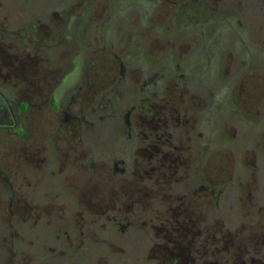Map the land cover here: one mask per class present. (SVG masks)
I'll list each match as a JSON object with an SVG mask.
<instances>
[{"label": "rangeland", "instance_id": "1", "mask_svg": "<svg viewBox=\"0 0 264 264\" xmlns=\"http://www.w3.org/2000/svg\"><path fill=\"white\" fill-rule=\"evenodd\" d=\"M148 96L174 108L167 171L204 229L162 224L171 195L118 208L115 170L146 169L121 115ZM13 195L25 210L0 211V264H264V0H0Z\"/></svg>", "mask_w": 264, "mask_h": 264}, {"label": "flooded vegetation", "instance_id": "2", "mask_svg": "<svg viewBox=\"0 0 264 264\" xmlns=\"http://www.w3.org/2000/svg\"><path fill=\"white\" fill-rule=\"evenodd\" d=\"M161 101H164V99H153L152 97L148 96L146 98H141L135 106H132V108L125 109L124 113L121 115L120 122L121 127H123V124L125 123L127 126H124L123 129L126 131V136L133 138L134 142V148L132 150V156L131 160L137 159V154L141 155L142 160L141 164L146 169L144 172L138 173V172H129V177L125 176L126 172L120 171V169H117L116 177L118 179H123L122 185L117 188L118 194H119V203L120 206L119 209H122L125 204V200L128 199V197L131 198V196L138 195L139 193L144 194V196L149 195L151 197L153 194L157 195L156 197H161V195H171L172 204H176L174 207L175 209L171 210L172 213L169 214V210L167 213H165L164 216V222L162 224H165L167 222L174 221L173 225L174 228H178L179 226L182 227L183 223H194L193 226H196L201 224L198 217V214H201L199 209H194V207H186L184 204L185 197L182 196L179 192H177L176 188L179 186H182L184 184H187L186 182H178L180 181V178L185 177L184 173L182 174H176L174 175L173 172H169L167 170L170 169V158L172 157V152L167 149L165 145V141L167 138L165 137V130L163 129L164 126H170V123L172 120H174V113L170 112L173 111V107L170 106H162L156 105L159 104ZM171 104V103H169ZM173 108L170 111L165 110L164 108ZM170 112V113H169ZM133 113L138 114L136 123L133 124L130 121V117L133 115ZM4 115L11 116L7 110L4 112ZM10 129L12 127H9ZM165 137V138H164ZM138 155V156H139ZM142 168V167H141ZM124 177H127L126 179ZM174 177V178H173ZM111 179V178H110ZM137 181V183H136ZM176 181V182H173ZM147 182V183H146ZM146 183V184H145ZM93 184V183H92ZM149 184V191H144L145 187L147 188ZM93 186V185H92ZM187 186V185H186ZM88 191L91 193L100 195L103 198V201H105L106 194L109 193L108 191H105L104 189H97L94 187V190L91 189L90 184L86 186ZM151 187H154V190H151ZM173 188L172 191H169L167 188ZM205 189H209L205 186ZM85 190V189H84ZM104 190V191H103ZM203 191V185L199 186L196 190L197 194L198 192ZM151 192L153 194H151ZM136 193V194H135ZM165 197V196H164ZM162 197V198H164ZM198 198V196H197ZM182 200V201H180ZM179 201V202H178ZM126 205V204H125ZM155 206V205H154ZM156 207V206H155ZM154 207V211H157V209ZM139 208L141 211L144 209L152 208L151 204L148 205L146 203H140ZM173 219V220H172ZM198 223V224H197ZM204 229V225L202 226ZM202 231V230H201ZM191 234H197L199 237L201 234L200 231L193 232ZM179 238H183L182 234H179ZM184 241V240H183ZM171 242V241H170ZM163 246V245H162ZM164 248V247H162ZM191 254H194V252H190ZM199 255V252H196ZM178 259H182L181 255L184 254H178L174 253ZM165 255V253H163ZM186 255V254H185ZM196 255V254H195ZM194 257L197 256H192Z\"/></svg>", "mask_w": 264, "mask_h": 264}, {"label": "trees", "instance_id": "3", "mask_svg": "<svg viewBox=\"0 0 264 264\" xmlns=\"http://www.w3.org/2000/svg\"><path fill=\"white\" fill-rule=\"evenodd\" d=\"M6 186L9 187L10 185L7 184ZM16 198H18L17 195H13V196H10V201L9 200H2V201H0V211L2 210L1 212H3V211L6 212L7 209H8V210L15 211L16 214H20L21 212H23L25 210V209L23 210V208H24L23 204L22 205H19L17 203H14V201L16 200ZM29 207H30V204H29ZM0 219H2V218H0ZM15 222H16L15 225H18V224L21 223V220L18 219Z\"/></svg>", "mask_w": 264, "mask_h": 264}]
</instances>
